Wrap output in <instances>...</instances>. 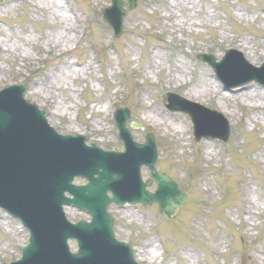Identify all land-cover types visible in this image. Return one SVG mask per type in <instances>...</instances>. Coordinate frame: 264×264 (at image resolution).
Instances as JSON below:
<instances>
[{"label":"rangeland","instance_id":"rangeland-1","mask_svg":"<svg viewBox=\"0 0 264 264\" xmlns=\"http://www.w3.org/2000/svg\"><path fill=\"white\" fill-rule=\"evenodd\" d=\"M135 3L132 11L124 7L114 37L103 19L110 0H0V89L24 86L60 133L105 151H124L113 120L119 108L129 110L135 143L153 136L157 169L187 198L172 220L155 204L111 209L116 238L134 248L139 264H264V75L228 91L198 60L218 56L226 74L248 63L263 73L264 58L252 65L224 38L263 49L264 0ZM198 83L205 96L191 94ZM248 89L257 92L243 95ZM168 94L178 110L164 106ZM227 127L223 143L217 138ZM201 129L207 136L197 142ZM143 177H150L147 168ZM65 210L70 221L88 220ZM29 237L0 210V264L18 260Z\"/></svg>","mask_w":264,"mask_h":264},{"label":"water","instance_id":"water-1","mask_svg":"<svg viewBox=\"0 0 264 264\" xmlns=\"http://www.w3.org/2000/svg\"><path fill=\"white\" fill-rule=\"evenodd\" d=\"M135 2L113 0L114 6L108 9L105 18L118 36L126 16L124 7L133 9ZM210 64L230 89L261 81L259 73L250 72L244 65L233 66L231 76L220 64L213 60ZM241 71L247 74L244 76ZM176 108L170 106L171 110ZM187 111L193 119L194 112ZM44 117L43 112L24 100L22 89L0 93V207L20 217L32 234L22 260L14 264H137L132 250L115 239L113 220L108 214L110 206L158 203L162 215L171 219L185 201L176 183L156 171L153 137L144 146L132 144L125 129L128 116L118 115L120 137L127 151L105 153L96 147H85L81 137L57 134ZM197 126L201 128L200 123ZM203 132L207 131L199 130L197 137H203ZM228 137L226 128L224 137L218 138L227 141ZM143 165L152 174L147 183L141 179ZM75 178H85L89 183L75 186ZM153 182L158 189L150 194L146 189ZM108 193L113 197H108ZM64 206L84 209L91 215V223H69ZM69 240L78 242L77 254L69 251Z\"/></svg>","mask_w":264,"mask_h":264},{"label":"bare ground","instance_id":"bare-ground-1","mask_svg":"<svg viewBox=\"0 0 264 264\" xmlns=\"http://www.w3.org/2000/svg\"><path fill=\"white\" fill-rule=\"evenodd\" d=\"M192 1H194V0H192ZM193 3L194 2H192L191 4H193ZM195 8H196V6H195ZM224 39H225V41L227 40V42H229L231 44L232 48H235L237 50L240 49L241 51L245 52L246 57L248 56L250 58L251 63H253V65L257 64L258 61H261L264 58V48L261 49L263 51V53H261V50H259L260 49L259 47H256L257 50H255V49H253V47L247 46L249 43L246 39H243L241 37H239V38H237V37H228V38L225 37ZM220 44H222V43H220ZM254 45H256V44H253V46ZM217 46L218 45H216V44L214 45V47H217ZM216 59H219V57L217 56ZM205 82L208 83L209 81H205ZM201 88L202 87H201L200 83H198L197 85H194L193 89H191L192 90L191 94L195 95L197 97L205 96V93L202 91ZM5 91H6V89H5ZM253 92H257V90L248 89L242 93H243V95H247V94H252Z\"/></svg>","mask_w":264,"mask_h":264}]
</instances>
